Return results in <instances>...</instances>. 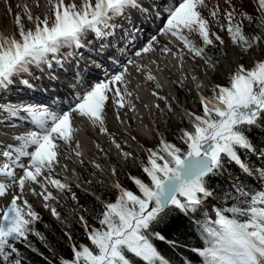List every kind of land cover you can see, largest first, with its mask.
I'll use <instances>...</instances> for the list:
<instances>
[{
	"label": "snow or ice",
	"instance_id": "snow-or-ice-1",
	"mask_svg": "<svg viewBox=\"0 0 264 264\" xmlns=\"http://www.w3.org/2000/svg\"><path fill=\"white\" fill-rule=\"evenodd\" d=\"M225 3L228 8L223 16L227 24H222L221 30L228 32L231 42L244 53L264 43V0H254L253 12L239 14L232 0H225ZM49 4L51 17L41 18L25 6L26 19L32 27H26L24 17L16 14V32L12 35L0 32V89L8 88L21 74H31L33 67L51 68L53 61L62 66V50L84 47L89 33L103 39L112 34L113 21L117 18L126 16L130 9L144 10L141 0H81L79 6L75 0L67 4L65 0H49ZM36 6L39 7V0ZM207 7L206 0H172L171 6L165 9L167 16L162 33L183 42L189 52L204 58L214 69L215 63L207 59L205 47L217 41L223 44L224 40L211 31L209 19L202 12ZM8 11L11 12L10 6ZM209 14L218 19L221 15L219 5H214ZM237 15L241 17L240 21L236 20ZM245 20L259 29L256 35L245 34ZM192 33L198 35L204 47L189 38L188 34ZM154 43H157L155 37L135 56L155 51ZM161 51L171 52L172 49L165 46ZM127 65L143 70L135 59L127 60L121 71L94 83L83 95L77 96L68 111H52L43 104L0 105V111L7 113L9 118L29 120L35 126V130L14 137L17 143L7 144L0 152V175L10 181L0 182V197L7 195L12 185L17 186L20 193L13 195L8 206L0 208V264H22L14 255L18 254L14 243L26 242L29 234L34 232L30 226L40 219L23 199L26 183L37 185L39 191L32 187L30 190L45 201L57 199L48 190V184L58 190L69 188L52 173L59 163L61 142L71 145L79 130L74 126L73 114L107 131L104 127L105 106L110 94L121 108L125 106L126 96L132 95L127 89ZM147 79L155 81L156 77L149 73ZM22 82L29 83L28 80ZM216 88L218 94L214 92L212 96L201 97L203 115L187 114L192 129L185 130L181 137L187 150L182 151L164 140L157 150L148 149V166L143 171L149 182L131 178L139 194L114 185L119 189L118 198L104 205L100 227L87 232L90 244L73 245L72 256L62 258L60 264H171L154 243L158 240L175 246V241L168 240L160 227L169 212L195 213L212 195L205 178L221 170L225 160L247 171L240 150H254L250 129L264 122V59L254 62L250 69L243 64L237 65L229 83ZM116 146L120 147L119 144ZM75 154L81 155L78 151ZM130 155L124 153L126 158ZM22 158H27L28 163ZM17 169L22 172L18 174ZM261 175L264 176V171ZM45 207L49 205L45 204ZM51 211L59 218L54 207ZM215 213L216 219L211 222L214 227L209 225L207 218L200 225L205 246L192 249L203 258V264H264V189L250 195L245 205L217 208ZM80 220L87 229L84 217Z\"/></svg>",
	"mask_w": 264,
	"mask_h": 264
},
{
	"label": "trees",
	"instance_id": "trees-1",
	"mask_svg": "<svg viewBox=\"0 0 264 264\" xmlns=\"http://www.w3.org/2000/svg\"><path fill=\"white\" fill-rule=\"evenodd\" d=\"M253 2L254 0H252V3ZM80 4H78V6ZM244 11L250 13L253 12V5ZM51 15L52 13L48 16L51 17ZM236 20L240 21L241 17L236 16ZM222 24L226 25L227 21L223 20ZM243 25L244 32L249 37H252L259 32V29L255 25H250L246 20L243 22ZM26 27L28 26L26 25ZM216 33L223 38L224 43L220 44L217 41L214 45L205 47L207 59L210 62L215 63V68L213 69L210 67L209 63H206V60L202 58L205 60L207 68L213 74H215L216 68L219 66L220 58H225L226 56V51L224 49L225 41L226 37L229 36L226 30H223V33L218 31ZM196 44L204 47L203 42H201V44ZM232 44L240 52L242 59L245 58L250 51L244 53L236 44ZM218 82L223 86H226L229 83V79L223 81L218 78ZM175 83L181 94L185 95L188 93V86L178 80H176ZM215 91L212 90L209 93V96H212ZM217 92L215 93L217 94ZM172 110V108L169 109L167 106L157 108V111L163 120V124L158 123L161 133L168 143L180 147L182 151H186L187 145L183 143L181 137L185 130H190L192 127L190 124L188 125V123L182 122L179 128L174 126L171 127L169 125L170 122H168V117L171 115ZM249 134L252 143L256 144V147L264 152V122L250 129ZM123 142V146L126 147L124 148L126 150H124V153H129V149L131 148V155L127 158L123 156L124 166L115 162L111 158L108 159L109 162L107 163V166H109L112 171V181L95 176L94 182L87 178L90 191H86L75 183L68 184L69 188L62 190L71 201L70 206L63 204V208L68 210L69 207L72 213L79 210L81 212L80 217H84V220L87 222V229L85 228L84 223L80 220V217L74 219L63 209L59 210L58 213L60 216L57 219L50 217L41 210L35 211L39 214L40 219L35 221L31 226V228L34 229V232L29 234L26 242L16 241L14 243V246L18 250V254L14 255H17L18 258L21 259L22 264H60L62 258H70L72 256L73 245L79 247L80 245L90 244L87 232L93 228L100 227L99 221L101 213L104 210V205L108 202H115L118 198L119 189L114 187V185L119 184L122 188L132 190L139 194L138 189L131 178L137 177L144 182H149L146 173L143 171V168L148 166L149 155H147V153L138 155L134 147L126 138H123ZM160 144L161 140H158L155 145L150 146L149 149L157 150L160 147ZM240 154L241 159L245 160L250 153L249 151L240 150ZM234 164V162L225 160L224 166L221 170L217 171L214 175L205 178L209 190L213 189L215 184L220 180H227L234 184L235 181L229 179L226 172L228 168ZM262 171H264V169H261L260 173ZM238 182V187L230 189L228 193L225 194L222 205L214 204L215 209L227 208L233 205H245L250 195L259 191V184L255 182L245 180H239ZM262 182L264 184V176H262ZM245 192L248 193L247 196L244 195ZM199 212H201V214H199ZM225 214L231 216L230 213ZM205 218H207V216L202 206H200L195 213L189 212L188 214H184L178 210H171L169 212L165 223L160 227L163 229V234L168 240L175 241V246L158 240H154V243L162 254L170 259L171 264H203V258L196 252H193L192 249L205 246L204 234L200 227V225L204 223ZM211 222L212 221L208 219L209 225L214 227L215 225ZM37 232L40 234L39 236L35 234ZM41 237H43V239H41Z\"/></svg>",
	"mask_w": 264,
	"mask_h": 264
},
{
	"label": "rangeland",
	"instance_id": "rangeland-1",
	"mask_svg": "<svg viewBox=\"0 0 264 264\" xmlns=\"http://www.w3.org/2000/svg\"><path fill=\"white\" fill-rule=\"evenodd\" d=\"M26 1L28 2L29 7L32 10L34 15H38V16H41V18H43L45 15L48 16L51 14V11H49V9L51 7L49 4V0H39V7L36 6L37 0H9L6 3L7 6L5 8L4 17L2 19H0V32L4 33L5 35H12L16 32V25H15V19H14L16 14H20L22 17H24V23L29 28L32 27L31 22H29L26 19V12H25V9H24L23 4H22L23 2L25 3ZM78 1H80V0H75L76 4L78 3ZM69 2H70V0H65V4H67ZM163 3L165 5H168V7H169L172 4V0H170L169 2L166 1V3L163 1ZM206 3L208 4V7L202 9V12H203V15L209 19L211 31L213 33H216L217 31L223 33V30H221V25L223 23V20L227 21L225 19V17L223 16V12L228 8V5L225 3V0H206ZM232 3L236 7L237 14H239L240 12L250 8L251 5L254 4V2L252 3V0H232ZM78 4H80V3H78ZM144 4H146L145 7H149L148 5H150V4L153 5V7H154L153 11L154 12H151V13L154 16H156L158 14L157 12L162 14L165 11L164 8L158 9L159 8L158 5L162 6V4L159 0H146V3H144ZM144 4H142V7ZM217 4L219 5V8L221 10V15L218 19L211 17L209 14V10L214 5H217ZM9 6L11 7V12L8 11ZM139 11L140 10L136 9L135 11H131V12L136 13ZM131 12L127 13V14L132 15ZM147 13L149 14V12H147ZM237 16H239V15H237ZM163 21L164 22H162V26H160V24L158 22V28L152 32V35L150 37H148L147 40L144 41L143 47L146 46L149 42H151L153 37H155V39L157 41V43H154V45H153L154 48L159 47V46H161V47L164 46L165 42L162 38V36H163L162 28H163V25L166 23V16L163 19ZM134 28L136 31H138L140 29L139 26H137L136 22L134 23V26L132 27V29H134ZM161 34H162V36H161ZM90 35H95V34L89 33L86 38H88ZM188 35H189L190 39L194 40L198 44L199 43L201 44L202 40L198 37L197 34L192 33V34H188ZM169 36L172 37L170 34H169ZM227 37H226V41H225L226 43H225V48H224L226 51V56H225V58H223V57L221 58V62H219V66L216 68V72H215L216 75L213 74L206 67L205 61L202 58L201 59L199 58L203 62L205 72L210 76L209 80L203 86L201 84V86H202L201 88L203 89V91L201 90L200 94L197 95L195 92H193V89H191L189 86L188 87V93L185 96H182L181 94H179L178 97H172L169 93L166 92V90L164 88L157 87L156 85H153L152 89H154V91L156 93H158V95H156L154 105L151 106L150 118L147 120V122L152 126V129H153L152 136H145L141 132L140 125L137 121L134 110L132 109V107L128 103L127 96L125 98V106L121 108V107H119V105H117L115 103L116 98L112 97L110 94V98L107 101L106 106H105L104 127L107 129V131H102L99 125H95V127L97 129L96 130L94 129V131H92V133H91L93 139L90 140L91 149L89 152V156L84 157L83 155H87V154L86 153L83 154L82 156H80V161H78V159L72 158L70 156L69 151H68L69 148L77 149L76 139L74 138L71 145H64L63 142H61V150H60L61 154L58 157L59 163L55 166V170H54V173H52V176L56 179L61 180L62 183H66V184L75 183V184L81 186L82 188H84L86 191H90L89 185L87 183L88 179L91 180L92 182H94L95 176H99L103 179H109L110 181H112L113 174H112V171L110 170L109 166H107V163L109 162L108 159L111 158L115 162H118V163L122 164V166H124L123 156H124V150H125L124 148H126V147L123 146V144H124L123 138H126L130 142V144L134 147V149L136 150L138 155H142V154H146V153H147V155H150L149 151H148L150 146L155 145V143L158 140H162L161 138L163 136L160 133V127H159L158 123L163 124V120L161 119L160 114L157 111V107H156L157 105H159V107H162V108L165 106L169 107V104L171 105V108L173 109V111H172V114L168 117V122H170L169 125L171 127L174 126V127L179 128V126L182 123H188V125L190 124L192 127L191 120L187 114L188 113H194L196 115H203V107L201 104V97H209V93L212 90L215 91L217 89L216 88L217 85H222L218 82V78L220 80H223V81L226 79L228 80L230 75L232 74V72L237 68V65L243 64L246 68L250 69L254 66V62L261 60V59H264V44L263 43H261L260 46L255 47L254 49L250 50L249 53L245 56V58L242 59L240 52L236 49V47L230 41V46L233 50V57L231 59H233V60L228 63L227 61L229 59V54H228L229 51L227 48L228 47V43H227L228 38ZM86 38L84 41H86ZM172 38L179 41L184 46L183 42H181L180 40H178L175 37H172ZM88 46L89 45H84V47H88ZM142 48H138V49L141 50ZM136 52H137V49H136V51L133 52V54H135ZM64 53L68 54L67 49L62 50L61 58L68 57ZM103 68H105L107 70L108 66L104 65ZM122 68H116L113 72H110V74H108L107 76H102L99 80H103V79L110 77L111 75L121 71ZM34 70H36V68L33 67L32 72H31V76H32V73L35 72ZM80 74H85V71L82 69V72ZM20 76L21 75H19L16 79L18 80V78ZM29 76H30V74H28V77L26 78V80H28ZM87 77H89V76H87ZM216 77H218V78H216ZM181 79L185 80V78H181ZM29 80H30V78H29ZM94 80H96V79H94ZM175 80H177V78H175ZM22 81H24V80H20L19 83L16 82L17 84L14 83L12 85H9L8 88L1 90L3 93L0 96V105L8 104V103H12V104H29V103H31V102H28V100L21 101V100H18V98H16V97H26L27 96L24 93L27 92L26 90H28V89H26V88L29 86V83L26 85ZM186 81L189 82V80H186ZM35 83L39 84L40 82L35 81ZM89 85L90 84H88V86ZM78 89H79V87H78ZM217 90L215 92H217ZM122 91H123V87H122ZM75 93H78V96L83 95V94H80L78 91H76ZM217 94H218V92H217ZM161 97H165L166 99H161ZM74 99H76V97ZM72 106H70V107H72ZM70 107L65 108V110H63L64 109L63 108L62 111H68L70 109ZM49 109L53 110L51 107H49ZM1 112L2 111H0V113ZM111 114L115 115L117 119H113ZM76 116H77V114H76ZM163 116H164V114H163ZM73 117H75V113L73 114ZM2 123L3 122L0 121V127L4 130V128H6V126H5L6 124L2 125ZM12 126H17V125H12ZM28 127L30 128L31 126H28ZM18 131H20V132L10 131V128H9L8 133H10V134H14V133L15 134H26V132H28V130L25 131V129H20ZM29 131H31V130H29ZM117 144L120 145L119 148H117V146H116ZM252 144L254 145V147L257 146L254 143H252ZM111 146H114V148H111ZM108 147H110L111 149H108ZM130 151H131V148L129 149V153H130ZM68 159L70 160V162H69L70 165L75 170H77V172L79 173V176L76 178H65V177L61 176V174H62V169H61L62 166L61 165L63 163H65L66 160L68 161ZM261 161H262V164L264 165V162H263L264 159L263 158ZM25 163L27 164L28 161H26ZM257 167L255 168V170H257ZM250 170L251 169H248V167H247V171H245L244 169H241V170H239V174H236L235 177L236 178L240 177V172H242V175H243V173H245V175L248 176V173H246V172H248V171L250 172ZM250 173L252 175L255 174L252 171ZM45 174L48 175V173H45ZM233 175H235V174H232L231 176L233 177ZM257 176L259 177L258 174H257ZM235 180H236V182H234L235 184H232V183H230V184H232L234 186H238V184H237L238 179H235ZM257 181L259 182V180H257ZM219 185H221V184H219ZM47 187H48V190L51 191L55 197H57V199L45 201L43 198H42L43 200H41L35 194H33V195L30 194L29 198L31 200V204L33 205V211L41 210L44 213L48 214L50 217L57 219V217L54 216L52 214V211H51V209L54 207L57 210V212H59V210L63 209L64 211L68 212V214L74 219L77 217H80L81 212L79 210L76 209L77 212L72 213V211L69 209V207H68V210L63 208V204L70 206L71 201H70V198H68L62 192V190H58L57 188L53 187L51 184H48ZM220 187L226 189L227 191L229 189H231V187H229L228 185L225 186V184L220 186ZM262 189H264V186H261V188L259 190H262ZM217 196L219 198H221V200L219 199L218 205H222L223 200H224V198L222 197V194L219 192L217 194ZM45 204L49 205V207H45ZM2 205L3 204H1L0 208H4V205L3 206ZM199 214H201V212H199ZM0 215H2V213H0Z\"/></svg>",
	"mask_w": 264,
	"mask_h": 264
},
{
	"label": "bare ground",
	"instance_id": "bare-ground-1",
	"mask_svg": "<svg viewBox=\"0 0 264 264\" xmlns=\"http://www.w3.org/2000/svg\"><path fill=\"white\" fill-rule=\"evenodd\" d=\"M8 1L9 0H0V19L4 17L5 8L7 6L6 3ZM159 1L161 2L162 6L158 5V9L164 8L165 10L168 5H165L162 0ZM80 2L81 0L78 1V3ZM144 3H146V0H141V4ZM22 4L24 9L25 6L30 9L27 1L25 3L23 2ZM145 5L146 4L143 5V11L140 10L139 12L135 13L131 11H135L136 9H130L127 13L131 12L132 15L126 14V16L119 17L115 21H113L115 24V28L112 30V34L106 36L105 38L101 39L96 37L95 35H90L88 38H86V41H84V45H89L88 47H82L79 49H67L68 53L72 54L68 55L67 53H64L68 57L61 58L63 60L62 66L57 62L53 61L51 68L43 66L42 70L36 69L33 74L35 75L36 73L39 78H37L33 74L31 76L30 74L29 78L30 80H32V82L28 78L29 86L26 88L28 90H26L27 92L24 93L27 96L16 98L21 101L28 100V102H31L29 104H43L48 108L51 107L53 109L52 111H62V108H64L65 103H67L71 99H74L75 97L77 98L78 93H75L76 91H78L80 94H84L85 92V88H83L84 85H80L77 80L79 77V73L82 72V69L86 72V69H91L93 67V64L100 63V60H98V56L105 55L109 48H113L112 45L126 43L130 44L131 39H133L132 37H140L143 35V33L146 31V29H144V26L148 25V23L152 21V17L153 19L155 18V16L151 13L154 12L153 5L150 4L151 6L148 5L149 7H145ZM147 12H149V14ZM135 22L141 30L139 29L138 31H134V29H132ZM137 32L140 36L137 34ZM162 38L165 42L164 46L156 47L154 48L155 51L144 53L141 57H136L135 54L129 52L128 48L127 51L126 48L120 49V47H118V59L125 57L123 66L127 64V60L135 59L143 69L142 71H138L137 68L133 65H127L128 74L126 76V79L128 81L127 89L132 93L131 96H127L128 103L134 110L135 116L140 125V130L145 136H152L153 134L152 126L147 122V120L150 118L151 106L154 105L156 99V95H153V93L155 92L154 89H152L153 85L159 84L160 87L164 88L166 92L169 93L172 97H178V92L176 91L177 86L175 83L176 77L185 78V80H189V83L191 84V89H193V92H195L196 94L201 93V83L204 85L210 78V76L205 72L203 62L200 60L201 58L199 59V57L194 56L193 53L189 52L188 49L183 46L179 41L170 37L169 34H163ZM115 46L117 47V45ZM129 46H131V44ZM165 46L171 48L172 51H161V49ZM227 48L229 51V59L227 62L229 63L233 60L231 59L233 57V50L230 46V42H228ZM87 64H89V66H85ZM149 73L156 77L155 81L147 79ZM53 76L55 78H60V80H62L63 82L59 84L57 80L52 79ZM35 81H39L40 83L36 84ZM21 115L24 114L22 113ZM111 116L113 119H117L115 115L111 114ZM0 121L3 122L2 125L6 124L5 126L7 128H4L3 130L0 127V142H2L0 143V152L5 150V146L7 144L17 143L14 137L24 135L15 133L10 134L8 133L9 128L10 131L17 132H20L18 131L20 129H25V131L35 130V126L32 125L29 120L9 118L7 116V113L3 111L0 113ZM73 123L74 126L79 129L75 133L74 137L76 139V147L77 145L78 147L77 149L69 148L68 151L72 158L78 159V161H80V156H82L83 154H87L83 155L84 157L89 156V152L91 149L90 140L93 139L91 133L92 131H94V129L96 130L97 128L95 127V125H92L90 122L83 120L78 115L76 116V114ZM28 126L31 127L29 128ZM111 148H114V146H111ZM111 148L108 147V149ZM77 151L81 153L80 156H77L75 154ZM22 160L24 163L28 161L27 158H22ZM69 162L70 160L68 159V161L66 160V162L61 165V176L65 178L78 177L79 173L70 165ZM257 163L258 161L256 160H250V164L248 166V169H251L250 172L252 171L253 173H255L254 167ZM21 172L22 170L17 169L18 174ZM250 172H246L248 173V176L245 175V173H243L242 175V172H240V177L238 178L245 176L252 182L259 184V182L256 181L257 174L255 173L254 175H252ZM234 174H239V171H235ZM0 182L10 181H8V178L0 175ZM30 187L37 188V191L39 190V188L37 185H29L27 183L25 186L23 199H26L33 209V205L31 204V200L29 198L30 194L33 195V192L30 190ZM17 194H20L18 187L12 185L9 188L8 194L4 197H0V206L1 204H3L4 207L8 206L13 195ZM37 196L41 200H43L42 196ZM215 196L218 197L217 194H215ZM215 201L216 198L211 195L210 197H208V200H204L201 206L204 209L206 207L210 208L211 204L215 203ZM18 203L20 202L18 201Z\"/></svg>",
	"mask_w": 264,
	"mask_h": 264
},
{
	"label": "water",
	"instance_id": "water-1",
	"mask_svg": "<svg viewBox=\"0 0 264 264\" xmlns=\"http://www.w3.org/2000/svg\"><path fill=\"white\" fill-rule=\"evenodd\" d=\"M229 42V41H228Z\"/></svg>",
	"mask_w": 264,
	"mask_h": 264
}]
</instances>
